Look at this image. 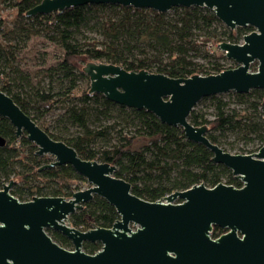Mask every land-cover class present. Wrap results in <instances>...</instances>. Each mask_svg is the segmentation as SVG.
Returning <instances> with one entry per match:
<instances>
[{
  "label": "trees",
  "instance_id": "obj_1",
  "mask_svg": "<svg viewBox=\"0 0 264 264\" xmlns=\"http://www.w3.org/2000/svg\"><path fill=\"white\" fill-rule=\"evenodd\" d=\"M40 1L0 0L14 11L12 19L7 20L0 5V89L50 137L72 146L83 159L114 164V174L130 183L132 193L148 201L198 183L208 187L219 182L241 186L229 168L214 162L212 152L203 144L187 139L180 126L163 123L146 109L128 107L101 93H90L89 86L78 92L77 79L87 75L78 71L73 62L77 57H85L118 64L126 70L145 69L171 77L216 73L237 64L223 52H214L213 46L221 41L239 42L252 26L230 29L205 6H175L158 12L120 4L88 3L27 16L26 11ZM39 35L61 50L56 64L47 69L50 83L56 75L59 86L40 85L30 93L23 84L28 78L17 67L15 48L17 43L25 44ZM208 44L213 52L206 48ZM198 54L210 59L208 68L192 59ZM255 66L253 63L251 68ZM7 68L22 80L16 89L15 78ZM263 99L261 88L203 97L188 119L194 125H206L209 140L223 150L228 151L233 141H241L252 147L235 152L253 153L264 144ZM206 101L208 104L197 108ZM58 105L63 111L55 123L46 124L43 121L46 114ZM0 136L5 138L4 145H0V188L14 180L9 191L19 200L27 201L33 196L68 198L79 190L76 182L86 180L69 164L38 169L49 162L46 155L36 153L37 146L25 133L16 136L15 128L3 116H0ZM98 139L103 143L96 147ZM117 218L114 206L94 195L70 214L69 221L86 230L94 226L110 227ZM46 232L60 246H72L60 232L51 229ZM221 232L220 227L213 226L211 235L217 237ZM100 247L99 242L82 244L87 253Z\"/></svg>",
  "mask_w": 264,
  "mask_h": 264
},
{
  "label": "water",
  "instance_id": "obj_2",
  "mask_svg": "<svg viewBox=\"0 0 264 264\" xmlns=\"http://www.w3.org/2000/svg\"><path fill=\"white\" fill-rule=\"evenodd\" d=\"M88 3L158 12L175 6H205L230 29L253 27L241 42L217 44L237 65L216 73L171 77L92 60L81 67L89 78L90 93L146 109L161 122L180 126L187 139L207 147L212 160L229 168L242 185L198 183L155 201L145 200L131 192L127 180L114 174V164L81 158L72 146L50 137L0 89V116L13 125L16 136L25 133L38 155L53 157L38 169L69 164L91 184L68 198L33 196L21 201L9 191L14 180L4 183L0 188V264H264V144L253 153H230L209 140L206 125H194L188 119L203 97L264 89V0H41L26 15ZM4 143L0 136V145ZM94 195L113 205L118 218L110 227L80 230L71 225L70 214ZM177 198L181 201L174 203ZM213 226L226 231L212 238ZM46 229L63 234L73 248L60 246ZM86 241L100 242L101 248L87 253L82 249Z\"/></svg>",
  "mask_w": 264,
  "mask_h": 264
},
{
  "label": "rangeland",
  "instance_id": "obj_3",
  "mask_svg": "<svg viewBox=\"0 0 264 264\" xmlns=\"http://www.w3.org/2000/svg\"><path fill=\"white\" fill-rule=\"evenodd\" d=\"M0 5H3L4 7V10L2 12L3 16L6 17L7 20H11L14 15V11L7 7L6 2H1ZM213 47H214L213 48L214 52L216 53L222 52L221 50H219L217 45H214ZM206 48L209 49L210 52H213L209 44L206 45ZM15 50H18L16 52L17 53L16 61L18 65L17 67L20 69V72L23 73V76H27L28 78L23 81L24 82L23 84L25 85V89L27 91L32 93V90L36 89L40 85L48 87L49 84H52L55 88L59 86V80L56 75H54L52 83H50L51 82L50 78L47 75V69L50 66H53L56 64V62L58 61V57L61 54L60 48L55 43L47 40L44 36L39 35L37 37L30 38L25 44L17 43V47L15 48ZM202 54L194 55L192 59L199 63H202L204 66L208 68L210 59H208ZM90 60L91 59H87L85 57H77L75 58L73 63L75 64V66L77 67V70L79 71V70H82L81 67L84 66L85 63ZM255 69H256V66L255 68H251V70H255ZM6 70L9 72L10 76L15 78L14 88L15 89L18 88L17 84H19V82L22 81L21 79H19V75H17L14 72L12 73L10 68H7ZM76 84H77V88H79L78 92H80L81 90H84L86 87L89 86L88 76L79 77L76 81ZM221 94H224V93H221ZM225 96H228V95H225ZM203 104L204 105L208 104V101L197 105V108L202 106ZM62 111H63L62 106L58 105L56 109H53L46 114L45 119L43 121L49 125L55 123L56 117ZM210 111L211 109H208V112ZM209 117H211V115H209ZM73 130H76V128L74 127ZM102 143H103V140L98 139L96 143V147H98ZM137 145H138V142L135 143V146ZM230 146L231 147L228 150V152L230 153H239L235 151H241L243 148L246 150L247 148L252 147L251 144L244 145L243 142L241 141H237V142L233 141V143H230ZM257 150H255L254 152H256ZM46 158H47V161L49 162L53 160V157L51 155H46ZM76 184L79 186V190L85 189L91 185L87 180L77 181ZM241 185H242V182H241ZM180 201L181 200L177 198L173 202L177 203ZM132 228L135 229V227H132ZM211 237L215 238L212 235ZM72 248H73V245L67 249H72Z\"/></svg>",
  "mask_w": 264,
  "mask_h": 264
},
{
  "label": "flooded vegetation",
  "instance_id": "obj_4",
  "mask_svg": "<svg viewBox=\"0 0 264 264\" xmlns=\"http://www.w3.org/2000/svg\"><path fill=\"white\" fill-rule=\"evenodd\" d=\"M220 228H221V227H220ZM221 231H222V232H221V234H222V233H224V232L226 231V229L221 228ZM99 243H100V242H99ZM100 244H101V243H100ZM100 248H101V247H100ZM100 248H99V249H100Z\"/></svg>",
  "mask_w": 264,
  "mask_h": 264
},
{
  "label": "built area",
  "instance_id": "obj_5",
  "mask_svg": "<svg viewBox=\"0 0 264 264\" xmlns=\"http://www.w3.org/2000/svg\"><path fill=\"white\" fill-rule=\"evenodd\" d=\"M242 39V38H241ZM241 39L239 40V42H241Z\"/></svg>",
  "mask_w": 264,
  "mask_h": 264
}]
</instances>
